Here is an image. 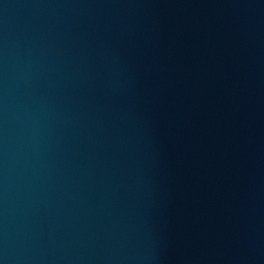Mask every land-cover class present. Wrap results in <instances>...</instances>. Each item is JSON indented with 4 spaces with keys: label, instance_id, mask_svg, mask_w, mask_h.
Wrapping results in <instances>:
<instances>
[{
    "label": "water",
    "instance_id": "water-1",
    "mask_svg": "<svg viewBox=\"0 0 264 264\" xmlns=\"http://www.w3.org/2000/svg\"><path fill=\"white\" fill-rule=\"evenodd\" d=\"M0 264H264V0H0Z\"/></svg>",
    "mask_w": 264,
    "mask_h": 264
}]
</instances>
